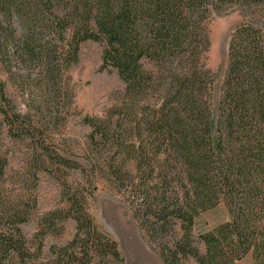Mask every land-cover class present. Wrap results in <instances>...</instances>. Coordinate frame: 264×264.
I'll use <instances>...</instances> for the list:
<instances>
[{
  "label": "trees",
  "instance_id": "trees-1",
  "mask_svg": "<svg viewBox=\"0 0 264 264\" xmlns=\"http://www.w3.org/2000/svg\"><path fill=\"white\" fill-rule=\"evenodd\" d=\"M232 7L247 18L228 38L213 126L207 25ZM87 40L103 43L99 70H115L124 84L102 116L82 118L90 128L89 177L42 130L69 112L67 72ZM0 61L10 73L20 66L13 75L27 93L21 111L0 85V134L32 141L35 169L58 180L64 203L42 214L29 238L21 227L29 209L0 201V264H125L87 207L98 177L121 191L140 228L161 240L163 264H237L248 253L264 264V0H0ZM7 164L0 154V186ZM65 169L86 182H70ZM220 201L229 218L198 235L201 250L194 220ZM68 219L71 238L46 250V237L60 236Z\"/></svg>",
  "mask_w": 264,
  "mask_h": 264
},
{
  "label": "rangeland",
  "instance_id": "rangeland-1",
  "mask_svg": "<svg viewBox=\"0 0 264 264\" xmlns=\"http://www.w3.org/2000/svg\"><path fill=\"white\" fill-rule=\"evenodd\" d=\"M247 16L237 7H232L214 16L208 23L210 45L206 53L205 64L214 74L212 86L213 126L216 121L217 106L221 94V85L227 64V43L230 32ZM103 43L87 40L81 43L79 61L67 72V83L72 94V104L64 120L54 121L43 127V131L52 138L50 146L58 149L65 157L75 159L83 167L86 165V138L90 131L82 122L84 115L102 116L113 104L117 103L124 84L115 70H99ZM12 71L0 61V85H4L6 95L21 111L26 110L27 93L13 73L22 71L17 64ZM40 119L39 115H36ZM0 154L7 159L6 177L0 186V201L7 197L14 203H21L30 211L29 220L22 224L27 237L35 232L40 216L56 207L64 206L61 201V186L58 180L48 171L36 170L37 152L29 139H11L1 132ZM67 179L72 183H84L87 176L78 170L65 169ZM88 177L93 173L87 171ZM36 175V178L34 177ZM93 196L87 199V207L100 230L117 241L124 256L125 264H163L159 255L160 241H153L144 229H141L133 217L126 197L112 183L104 178H97ZM35 184V186H34ZM35 199L36 205L33 206ZM229 214L224 202L200 212L193 225V237L198 242L200 233L211 230L216 225L228 220ZM75 223L71 219L64 222V232L60 236L49 235L45 239V249L52 243L63 244L74 232ZM175 235L180 234L178 225ZM172 237H165L169 241ZM185 264H197L188 258ZM237 264H254L250 253L237 261Z\"/></svg>",
  "mask_w": 264,
  "mask_h": 264
}]
</instances>
